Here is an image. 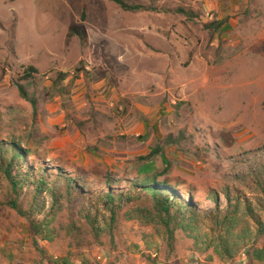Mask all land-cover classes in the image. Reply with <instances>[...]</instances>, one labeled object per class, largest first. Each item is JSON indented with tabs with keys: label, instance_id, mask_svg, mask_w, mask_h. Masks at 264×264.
I'll return each instance as SVG.
<instances>
[{
	"label": "rangeland",
	"instance_id": "obj_1",
	"mask_svg": "<svg viewBox=\"0 0 264 264\" xmlns=\"http://www.w3.org/2000/svg\"><path fill=\"white\" fill-rule=\"evenodd\" d=\"M125 1L146 9L0 0V142L73 172L90 194L163 174L203 210L212 196L226 207L223 188L253 200L251 171L264 170V0ZM5 199L0 186V264H264V237L228 262L181 231L172 250L144 201L98 238L82 201L63 199L56 238L42 241ZM41 202L50 211L51 193Z\"/></svg>",
	"mask_w": 264,
	"mask_h": 264
},
{
	"label": "trees",
	"instance_id": "obj_2",
	"mask_svg": "<svg viewBox=\"0 0 264 264\" xmlns=\"http://www.w3.org/2000/svg\"><path fill=\"white\" fill-rule=\"evenodd\" d=\"M112 1L127 11L146 9L143 5H132L125 0ZM77 29L74 27L72 31ZM157 153L156 150L151 155ZM161 175L146 176L133 182L127 190L114 188V181L111 180L105 189L90 194L73 172L36 161L30 149L16 140L0 142V186L6 194L3 203L29 220L33 234L39 240L53 241L56 238L57 232L52 225L64 205L63 199H67L68 203L82 201L83 216L98 238L112 233L125 207L141 201L151 204L150 217L155 226L163 231V238L172 250L177 242L176 232L181 231L194 241L197 251L205 253L213 248L221 260L228 262L235 260L244 247L264 237L263 168L251 171L260 184L253 200L223 188L226 207H222L220 200L212 196L216 203L212 210L200 209L189 189L184 192L181 185L160 181ZM25 188L33 191L32 202L26 209L22 202ZM49 192L53 200L50 211L46 209V203L41 202V197ZM47 263L74 264L69 259L55 262L50 258H47Z\"/></svg>",
	"mask_w": 264,
	"mask_h": 264
}]
</instances>
